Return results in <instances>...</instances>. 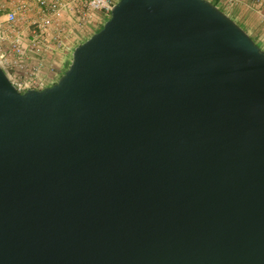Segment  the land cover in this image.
Instances as JSON below:
<instances>
[{
  "label": "water",
  "instance_id": "1",
  "mask_svg": "<svg viewBox=\"0 0 264 264\" xmlns=\"http://www.w3.org/2000/svg\"><path fill=\"white\" fill-rule=\"evenodd\" d=\"M0 264H264V50L210 0H119L51 87L0 67Z\"/></svg>",
  "mask_w": 264,
  "mask_h": 264
},
{
  "label": "built area",
  "instance_id": "2",
  "mask_svg": "<svg viewBox=\"0 0 264 264\" xmlns=\"http://www.w3.org/2000/svg\"><path fill=\"white\" fill-rule=\"evenodd\" d=\"M229 16L245 12L257 17L262 36L254 39L264 46V0H210ZM117 0H8L4 20L9 27L0 30V67L20 93L44 90L58 81L54 65L44 58L65 50L71 41L84 39L105 24ZM216 5V4H215ZM18 24L26 32L16 29ZM255 38V37H254ZM5 46L4 44H6Z\"/></svg>",
  "mask_w": 264,
  "mask_h": 264
},
{
  "label": "crops",
  "instance_id": "3",
  "mask_svg": "<svg viewBox=\"0 0 264 264\" xmlns=\"http://www.w3.org/2000/svg\"><path fill=\"white\" fill-rule=\"evenodd\" d=\"M0 5L7 7L8 0H0ZM2 12L3 11L0 9V17L1 15H3ZM233 15L238 19L240 24L243 25V29L246 30L253 38L255 37L254 39H256V36H262V32H263L262 26H260V24L258 23L256 16L247 14L245 12H241V13L239 12ZM97 29L98 28H96V30ZM256 32H258L259 35H256ZM261 48L263 49L264 46ZM70 52H71V47H68L65 50L57 51L56 54L52 56L44 58L43 60L46 65L44 69L45 70L44 74L47 75L46 73H49L48 68L51 67V65H54L57 69V77L60 78L61 75L65 72L66 67L69 65L68 59L66 58L68 57L69 54H71Z\"/></svg>",
  "mask_w": 264,
  "mask_h": 264
},
{
  "label": "rangeland",
  "instance_id": "4",
  "mask_svg": "<svg viewBox=\"0 0 264 264\" xmlns=\"http://www.w3.org/2000/svg\"><path fill=\"white\" fill-rule=\"evenodd\" d=\"M14 1H18V0H14ZM117 1H119V0H117ZM212 3H216L215 1H212ZM3 12V15H1V17H0V30L3 32L4 31V33H6L7 32V30L9 29V27L7 26V24H6V22H5V20H4V14H5V11L4 10H2ZM234 21H236V23L238 24V25H240L242 28H243V25L242 24H240V22L238 21V19L234 16V15H231L230 16ZM103 26V25H102ZM102 26H100V27H98V29L97 30H99ZM260 28V27H259ZM16 29H20V31H23V32H26L27 33V31H26V29H27V27L25 26V25H21V24H18V26H17V28ZM10 30V29H9ZM97 30H94L93 31V33L91 34V35H88V36H86V37H84V39H80V40H77V41H71L70 43H69V47H71V54H69L68 55V57L66 58V59H68V62H69V64L71 63V61H72V55H73V52H74V50H75V48L76 47H78L80 44H82V43H84L86 40H88ZM256 35H259L258 34V32H256ZM260 47H263V45L261 44V43H258V42H256ZM5 46H7V42H6V44H4ZM263 50H264V48H263ZM68 67V66H67ZM66 67V68H67ZM64 74V73H63ZM62 74V75H63ZM61 75V76H62ZM60 79V78H59ZM58 79V80H59Z\"/></svg>",
  "mask_w": 264,
  "mask_h": 264
},
{
  "label": "trees",
  "instance_id": "5",
  "mask_svg": "<svg viewBox=\"0 0 264 264\" xmlns=\"http://www.w3.org/2000/svg\"><path fill=\"white\" fill-rule=\"evenodd\" d=\"M214 4L217 5V3H214ZM102 28H103V26H102L99 30H97L95 33H97L98 31H100ZM95 33H94V34H95ZM253 39H254V38H253ZM69 65H70V64H69ZM69 65H68V67H69ZM68 67L66 68V70L68 69ZM66 70H65V71H66ZM64 73H65V72H64Z\"/></svg>",
  "mask_w": 264,
  "mask_h": 264
}]
</instances>
